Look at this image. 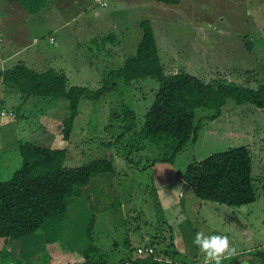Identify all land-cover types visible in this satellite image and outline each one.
<instances>
[{
  "label": "rangeland",
  "instance_id": "1",
  "mask_svg": "<svg viewBox=\"0 0 264 264\" xmlns=\"http://www.w3.org/2000/svg\"><path fill=\"white\" fill-rule=\"evenodd\" d=\"M3 1L0 71L18 64L37 71L55 69L67 76L70 86L97 92L108 73L136 54L141 23L148 20L169 74L186 72L206 83L254 90L264 85V0H181L178 5L52 0L38 14L26 12L28 16L18 0L14 4L22 13L2 8ZM158 89L152 79H120L102 99L82 100L67 142L62 137V121L69 115L66 100L30 98L0 84L1 181H9L21 168L20 145L26 142L68 148L67 168L112 158L116 170L92 179L72 199L68 213L52 219L47 230L21 240L1 238L0 264H85L87 258L119 264L141 257L131 245H150L166 260L170 228L175 247L180 237L181 252L177 250L189 262L202 264L203 253L193 244L196 232L229 237L236 252L222 264L258 262L254 254L264 251V108L226 99L219 113L217 108L197 109V141L175 153L174 139L153 143L143 131ZM243 146L254 159L259 186L255 203L230 207L195 199L199 203L188 204L184 212L169 210L180 192L185 202L194 198L182 181L189 165ZM93 219L97 222L89 234ZM47 238L55 243L47 244Z\"/></svg>",
  "mask_w": 264,
  "mask_h": 264
},
{
  "label": "trees",
  "instance_id": "2",
  "mask_svg": "<svg viewBox=\"0 0 264 264\" xmlns=\"http://www.w3.org/2000/svg\"><path fill=\"white\" fill-rule=\"evenodd\" d=\"M52 0H18L30 15L43 11ZM167 5H178L181 0H154ZM143 29L136 54L123 65L108 73L103 86L92 92L88 88L70 86L67 76L55 69L37 71L24 64L0 71V84L16 87L26 97L61 99L69 103V115L63 122L62 137L69 142L79 117L82 100H100L116 87L117 80L127 83L152 79L159 84L153 104L145 115L143 131L153 142L165 138L176 141L175 153L190 142L197 141L195 111L217 108L218 113L226 99L248 102L264 108V85L257 90L234 84L206 83L186 72L169 74L160 56L155 32L150 21L141 23ZM22 166L9 181L0 179V239L21 240L40 230H47L50 221L64 217L73 198L80 196L92 179L102 174L116 173L112 158L95 159L87 165L67 168L68 148L40 147L21 143ZM164 162V161H163ZM195 197L230 207H241L259 199V186L254 176V159L248 147H237L214 154L188 166L182 177ZM97 219H93L89 234ZM170 244L164 250L166 260L153 256L136 257L120 264H197L181 257L175 247L172 228ZM47 238V244H53ZM159 245V244H158ZM152 247V246H151ZM138 247L134 248L138 251ZM160 253V252H159ZM255 255L256 264H264V251ZM85 264H108L87 258Z\"/></svg>",
  "mask_w": 264,
  "mask_h": 264
},
{
  "label": "clouds",
  "instance_id": "3",
  "mask_svg": "<svg viewBox=\"0 0 264 264\" xmlns=\"http://www.w3.org/2000/svg\"><path fill=\"white\" fill-rule=\"evenodd\" d=\"M193 244L199 252L203 253L202 264H222V260L226 255L236 252L235 247L231 246L229 237L226 235H205L202 232H196Z\"/></svg>",
  "mask_w": 264,
  "mask_h": 264
},
{
  "label": "crops",
  "instance_id": "4",
  "mask_svg": "<svg viewBox=\"0 0 264 264\" xmlns=\"http://www.w3.org/2000/svg\"><path fill=\"white\" fill-rule=\"evenodd\" d=\"M14 0H7V1H3V4H2V8H9V10L10 11H12V12H20L18 9L20 8V9H22L20 6H17V5H15L14 4ZM24 9V8H23ZM8 10V11H9ZM23 12H25L26 13V11L25 10H22ZM20 13H22V12H20ZM24 15V14H23ZM26 15L28 16V14L26 13ZM28 19H29V17H28ZM22 22L23 23H26L27 22V20H26V22H25V20L22 18ZM22 22H19L20 24L22 23ZM19 26V25H18ZM61 70V69H60ZM186 186L187 187H189L188 189L191 191V193H193L192 192V190H191V188H190V186L188 185V184H186ZM169 194H170V192H168ZM167 193V194H168ZM193 195V197L194 198H190L189 199V201H187V202H185V200L186 199H184V200H182V198L185 196V193L184 192H180L179 193V199L178 200H176V204L175 203H173L174 204V207L173 208H171V209H169L170 211H173V213L174 212H176V210H177V212H182V210L185 208V207H187L188 206V204H193V202H194V205H197L199 202H197V201H195V199H197V200H200L199 198H197V197H195L194 196V194H192ZM175 202V201H174ZM176 206H177V209H176ZM183 212H184V210H183ZM167 217H168V215H167ZM183 237H186V235H184ZM127 240H130V239H127ZM146 240H147V238H146ZM179 240H181V238L180 237H177V248L179 249V251L181 252V248H180V242H179ZM145 241V240H144ZM113 246L115 247V248H117V251L119 250V248H120V245H119V243L116 241V242H114V244H113ZM137 247H138V245H136ZM139 246H140V244H139ZM150 246V245H149ZM123 247V246H122ZM142 247H144V246H142ZM131 248L134 250V248L135 247H133L132 245H131ZM139 248V247H138ZM128 249V248H127ZM128 251V250H127ZM107 261V263L109 264V262H108V260H105V261H103V262H106ZM122 260H120L119 261V264H120V262H121ZM95 262V261H94ZM102 262V263H103Z\"/></svg>",
  "mask_w": 264,
  "mask_h": 264
},
{
  "label": "built area",
  "instance_id": "5",
  "mask_svg": "<svg viewBox=\"0 0 264 264\" xmlns=\"http://www.w3.org/2000/svg\"><path fill=\"white\" fill-rule=\"evenodd\" d=\"M138 254L141 257L145 258V257H148V256H153L155 254V250L151 246H146V247L139 248L138 249Z\"/></svg>",
  "mask_w": 264,
  "mask_h": 264
}]
</instances>
